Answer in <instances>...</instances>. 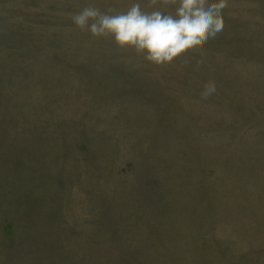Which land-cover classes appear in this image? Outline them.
Listing matches in <instances>:
<instances>
[{"label":"rangeland","instance_id":"374dc122","mask_svg":"<svg viewBox=\"0 0 264 264\" xmlns=\"http://www.w3.org/2000/svg\"><path fill=\"white\" fill-rule=\"evenodd\" d=\"M135 3L0 0V264H264V0L160 66L72 22Z\"/></svg>","mask_w":264,"mask_h":264},{"label":"clouds","instance_id":"9594fccd","mask_svg":"<svg viewBox=\"0 0 264 264\" xmlns=\"http://www.w3.org/2000/svg\"><path fill=\"white\" fill-rule=\"evenodd\" d=\"M168 0H165L167 3ZM175 13L159 9L147 12L139 3L122 13L109 8L101 11L88 5L73 14V24L93 37H111L122 49H133L144 60L160 66L173 62L190 50L203 46L209 39L220 34L225 21L227 0H172ZM156 5L157 0H150ZM217 91L214 82H207L200 93L208 99Z\"/></svg>","mask_w":264,"mask_h":264}]
</instances>
